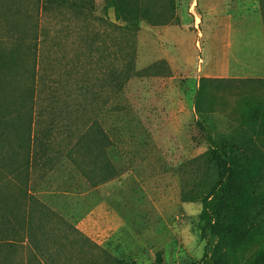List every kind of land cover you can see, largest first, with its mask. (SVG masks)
<instances>
[{"label": "rangeland", "instance_id": "374dc122", "mask_svg": "<svg viewBox=\"0 0 264 264\" xmlns=\"http://www.w3.org/2000/svg\"><path fill=\"white\" fill-rule=\"evenodd\" d=\"M0 264H264V0H0Z\"/></svg>", "mask_w": 264, "mask_h": 264}, {"label": "trees", "instance_id": "16d2710c", "mask_svg": "<svg viewBox=\"0 0 264 264\" xmlns=\"http://www.w3.org/2000/svg\"><path fill=\"white\" fill-rule=\"evenodd\" d=\"M214 152H217V149ZM220 158L222 168L225 169L220 178L222 184L217 186L208 201H205L203 209L206 214L207 223H212V225L217 224L221 231L226 234L233 230V228H237V225L233 221L236 199L227 191V189L229 190L228 185H232L233 172L230 170L233 168V163L226 156H221Z\"/></svg>", "mask_w": 264, "mask_h": 264}, {"label": "crops", "instance_id": "0c3cea01", "mask_svg": "<svg viewBox=\"0 0 264 264\" xmlns=\"http://www.w3.org/2000/svg\"><path fill=\"white\" fill-rule=\"evenodd\" d=\"M254 38V40H255V38H257L256 36L255 37H253Z\"/></svg>", "mask_w": 264, "mask_h": 264}]
</instances>
